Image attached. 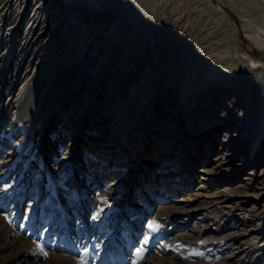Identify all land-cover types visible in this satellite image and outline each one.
Wrapping results in <instances>:
<instances>
[{
	"label": "bare ground",
	"instance_id": "6f19581e",
	"mask_svg": "<svg viewBox=\"0 0 264 264\" xmlns=\"http://www.w3.org/2000/svg\"><path fill=\"white\" fill-rule=\"evenodd\" d=\"M121 1L0 0V182L4 184L0 190V241L6 240L13 252L0 264H16L24 254L45 257L42 252L48 253L43 264H80L78 246L89 249V260L83 264H114L116 258L127 264L128 253L146 235L149 243L141 264H264V167L243 190H227L224 195L234 209L214 232L205 228L174 236L171 229L179 223L167 224L177 213L162 217L156 231L142 233L131 225L126 212L113 206L110 196L102 198L106 207L102 199L97 205L88 199L89 191L80 184L79 175L74 177L73 165L53 168L38 150L36 137L45 140L49 121L60 114L65 121L74 114L73 109L80 110L75 118L82 121L87 112L96 109L93 105L105 90L108 100L102 112L111 121L110 131L104 136L90 135L88 146L104 157L96 165L101 171L115 169L117 164L111 168L110 161L116 154L123 165L139 159L148 148L146 134L162 113L160 121L165 119L167 125L159 141L168 145L162 155L168 156L177 144L181 156L167 194L186 186L198 160L203 166L197 172L211 187L219 175L216 166L205 159L213 152L215 159L235 161L242 149L249 148L256 151L254 167L260 163L264 117H257L264 106V67H257L258 61L244 55L239 26L211 0H194L204 6L212 24L216 22L218 28L211 31L220 32L221 38L186 48L183 59L180 54L171 63H161L156 59L158 37L144 33L139 45L130 43L131 35L143 26L132 16L134 3ZM228 7L249 29V35L264 46V0H232ZM166 101L173 109L153 110L156 103ZM202 112L205 116L198 118ZM209 117L211 122L205 124ZM6 120L12 123L8 135L2 130ZM104 124L99 122L92 131H104ZM222 128L224 137L217 142ZM21 130L26 134L17 139ZM156 140L155 136L154 143ZM201 146L206 148L204 152ZM92 153L95 160L98 155ZM29 180L36 186L30 194L38 198L43 194V199L24 214L19 202L28 195ZM150 186H154L151 181ZM49 207L50 217L58 211L57 217L49 223L40 221L37 208L44 213ZM101 207L103 213L93 219ZM1 210H11L5 214L8 219L1 216ZM88 210L92 211L82 215L83 220L78 218L80 211ZM17 220H22L19 230ZM28 227L40 231L26 233ZM56 232L57 237H52ZM67 234L71 240L66 239Z\"/></svg>",
	"mask_w": 264,
	"mask_h": 264
},
{
	"label": "rangeland",
	"instance_id": "374dc122",
	"mask_svg": "<svg viewBox=\"0 0 264 264\" xmlns=\"http://www.w3.org/2000/svg\"><path fill=\"white\" fill-rule=\"evenodd\" d=\"M211 1L216 5L219 11L226 13L230 20L239 26L244 55L258 61L257 67H264V46L259 45L258 42L249 35V29L247 30V28H244L237 17H231L222 7L223 4V6L228 7L232 0H220L221 3L217 0ZM121 2L124 1L122 0ZM132 2L134 3V6L131 7L132 16L138 19L139 25L142 24L141 26L143 27L131 35L130 43L133 41L134 44L137 43L139 45L144 33L147 37L151 35L158 37L159 40L157 41V45L159 51L156 59L161 63H171V60L174 58L176 59V56L180 54H183V59V57L188 54L187 51L189 48L197 47L201 44L206 45L209 41H217L221 38L222 34H220V32L217 31L216 33H212L211 31L218 28L217 24H215L216 22L212 24L214 20H211L212 18L208 16L207 11L202 10L204 6L198 4L194 0H131V3ZM215 25L216 27H214ZM182 46L185 48H181ZM83 88L84 90L79 93L80 98H83L87 84H85ZM229 99L232 100L231 97ZM105 100H108V98H106L104 90V93L96 99L93 105L96 109L87 112L82 121H77L75 118V113L80 111H75V109L71 112L74 114H71L72 116L65 121L63 120V114L54 117V119L48 123V127L45 131L46 135L44 136L45 140L39 141V138L36 137L37 147L43 155L49 158L48 162L51 163V167L59 168L73 165L74 177L79 175V179L81 180L80 184L89 191L87 192V194L89 193L88 199L94 201L97 205L104 196H110L108 200L113 202V206L126 212L127 215L130 216L131 225L136 228L138 227L137 229L142 233H144L146 229H149L147 227L149 224L155 223L157 225L162 221V217L164 219L171 215L172 218L173 213H177V215H175L167 225L173 221L176 222V224L179 223L178 228L171 229V234L174 236H179L181 233H191L200 229L204 230L205 228L211 229V232H214L217 226L223 224L227 212H229L230 209H234L229 198L224 195L227 190L231 187H233L236 192L243 190L245 184L251 183L250 179L253 174L259 173L262 167H264V154L260 156V163L254 167L252 162L256 157V151L252 153L249 151V148L242 149L238 157H235L237 159L235 161H233L232 158H229L227 161L219 158L215 159L214 155L216 152H213L209 159H205L208 161V164L216 166V173L219 175V177L215 178V181H212L211 187H207V182L201 177L200 173L197 172L198 169L203 166L201 160H198L196 164L192 166L193 176L190 177L186 186L184 185L174 193L167 194L169 192L167 187L169 183L171 184L170 181L173 180L172 174L177 172L174 166L181 156L178 150L180 145L177 144L174 145V148L168 156L164 157L162 155L166 152L164 150L166 148L165 146H168L165 145L166 141H159L162 138L161 131L167 125H165V119L160 121L164 115L162 113L158 114V121L152 125L150 133L146 134V144H148V148L146 152L143 150L145 147L142 149L141 153H145L141 154L142 156L139 159H133L123 165L121 163L122 158H118V154H116V156H112V158H114L110 161V164L113 165L111 168L117 164L115 169L109 171L105 169L101 171V167L97 166L104 160V157L102 158V154H99L98 151L95 152L92 147L88 146L90 135L104 136L105 133L110 131L111 121L108 119V115H104L102 112ZM168 101L161 104L156 103L157 106H154L153 110L159 112V110L166 111L168 109H173ZM224 105V107H227L226 104ZM151 109L152 108L148 109L147 112ZM197 116L201 118L205 116V113L202 112ZM263 117L264 106L259 110L257 118L260 119ZM147 118V115L144 114L143 120L145 121ZM210 119L211 117L204 119V121H206L205 124H209L211 122ZM8 122L9 121L6 120V125L2 129L5 135H8V130L12 126L11 122H9L10 126H8ZM99 122L105 123L104 131L100 129L92 131L93 128L98 127L97 124ZM92 132H94V134H92ZM224 133L225 128L220 129L216 138L217 142L224 137ZM246 133L248 132H244V134ZM25 134L22 133L21 130L15 137L21 139ZM155 136L157 137L156 143L153 141ZM175 139L176 137L170 140L169 144L175 141ZM217 146L218 145L214 146V148H217ZM201 147L204 149V152L206 148L203 146ZM92 152H94V155H98L95 160L92 158ZM188 153L189 152L186 151L184 157H187ZM130 157L132 156L130 155ZM18 170L19 167L16 171ZM217 179L218 181H216ZM150 181L154 186H150ZM2 183L3 182H0V190L4 185ZM32 186L29 180L25 190L26 192L28 191V195H24L19 202V208L22 209L24 214L31 212L37 203L40 204L41 199H43V194L40 198H38V196L35 197L34 194H30L32 190L36 188V186H33V188ZM203 194L209 195L205 196ZM17 197L18 195L15 196V199ZM51 210V207H49L42 213V210L37 208L40 221L49 223L52 218L57 217L58 211L52 213L50 217ZM1 211V216L3 217H6V212H11V210ZM89 211L92 210H88L84 214L80 211L78 218L83 220V216H87ZM167 213L169 215H167ZM58 216H60V214ZM6 219L8 218L6 217ZM150 219L152 220L151 222L149 221ZM120 222L121 225L125 224V226H127L124 221ZM21 224L22 220H17L15 224L17 230H19ZM47 226H49V224H47ZM13 229L15 230L14 227ZM39 231L40 230L36 229L32 230L28 227L26 233H39ZM224 233L228 234L229 231L226 229ZM14 235L18 236L17 234ZM57 235L58 233L56 232L52 237H57ZM19 236H22L21 233H19ZM66 239L71 240L70 234L66 235ZM94 239L95 238L92 240ZM137 241L139 240L137 239ZM98 242L104 244L101 238H98ZM6 243V240L0 241V247H3V249L0 250V263L7 261L13 255L11 248L8 247ZM90 244H93L92 241ZM153 247L155 250L157 249V245ZM76 251L78 252H76V254L78 255L80 264L89 260V249H83L78 246V250ZM133 254L134 251L131 250L127 255V259L131 260ZM29 256L25 254L18 256L19 258L16 260V264H43L45 262V257L39 253H32V255ZM129 260H127V264L131 263ZM114 264H122V260L119 261V259L116 258Z\"/></svg>",
	"mask_w": 264,
	"mask_h": 264
},
{
	"label": "snow or ice",
	"instance_id": "6c2138e0",
	"mask_svg": "<svg viewBox=\"0 0 264 264\" xmlns=\"http://www.w3.org/2000/svg\"><path fill=\"white\" fill-rule=\"evenodd\" d=\"M101 203L106 207L107 205V201L105 199H102ZM104 208L101 207L99 208V210L97 211L96 215L93 216V219H96L99 217V215L101 213H103ZM152 232L156 231V229L158 228V225H156L155 223H151L147 226ZM149 243V239L147 238V235L145 236V238L142 240L141 243H139V245L137 247H135L134 249V259L131 260V264H141V261L144 259V255H145V249L146 246ZM42 254L46 257L48 255L47 252H42Z\"/></svg>",
	"mask_w": 264,
	"mask_h": 264
},
{
	"label": "water",
	"instance_id": "95a60500",
	"mask_svg": "<svg viewBox=\"0 0 264 264\" xmlns=\"http://www.w3.org/2000/svg\"><path fill=\"white\" fill-rule=\"evenodd\" d=\"M223 7L231 16H233V17L235 16L234 12L229 7H227V6H223Z\"/></svg>",
	"mask_w": 264,
	"mask_h": 264
}]
</instances>
